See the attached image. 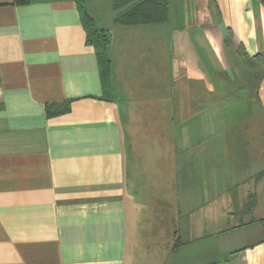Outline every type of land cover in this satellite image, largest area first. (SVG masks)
Masks as SVG:
<instances>
[{
	"label": "crops",
	"instance_id": "obj_1",
	"mask_svg": "<svg viewBox=\"0 0 264 264\" xmlns=\"http://www.w3.org/2000/svg\"><path fill=\"white\" fill-rule=\"evenodd\" d=\"M84 7L108 37L106 88L75 0H0V264H264V76L256 111L230 117L216 106L226 94H214L211 74L227 89L232 55L264 60V6L169 0L167 22L135 25L114 23L111 0L106 22ZM141 64L157 89L156 128H173L168 149L166 136L158 138L161 157L173 156L175 183L195 198L182 213L187 220L171 228L174 243L160 235L157 255L147 253L141 228L152 208L142 150L126 139L135 114L120 92L128 68ZM202 98L209 102L198 105ZM48 105L67 108L47 115ZM217 218L227 222L216 232H233L242 244L214 245Z\"/></svg>",
	"mask_w": 264,
	"mask_h": 264
},
{
	"label": "rangeland",
	"instance_id": "obj_2",
	"mask_svg": "<svg viewBox=\"0 0 264 264\" xmlns=\"http://www.w3.org/2000/svg\"><path fill=\"white\" fill-rule=\"evenodd\" d=\"M84 3L85 6L86 4H89L92 14H96L97 22H106V20H108L110 0H86ZM171 9H173V3L170 4V10ZM170 56L171 51H168L167 48H165L164 68L166 74L170 73L172 67ZM149 60V57H145L144 62L149 63ZM128 69L132 73H129V76H126L127 81L123 83L122 87L120 86V92L125 95V98H127L128 101L126 107L129 106V112H134L135 115L133 116L135 119L133 118L130 122L131 125L128 127V129H130L129 135L126 134V139L130 145L135 143L137 149L139 151L142 150L141 169L144 170V174L141 178L146 181V183L143 182L145 187L143 192L146 195L149 208L150 206H152V208L143 210L140 216L142 220L141 228L145 231V235H148L147 243H145L148 245L147 253L150 255H157L161 251L160 235L163 232H167V240H169L171 244L174 243L175 240L171 228L174 226V222L178 219L184 217L187 220V216H184L182 213H185V208H188V204L195 201V198L192 199V197H190L188 189L181 192V189L177 186V183H175L174 170L176 168V163L173 156L165 154L161 157L162 148L157 145L158 138L166 136V139L168 140H166L165 148L168 149L169 139L172 137L173 128L169 126V124H166V127H159L163 128L159 130L155 125L156 121L159 120L157 118L158 116L150 115V106L156 102L154 96L157 93V89L154 86L155 82L148 81V79L143 77V73L139 72L140 70L143 72L145 69H148V65H135L130 66ZM207 69L209 71L208 67ZM211 74L214 77L213 85H217L214 94L219 96L226 94L224 97L226 99L216 106H227L229 109L227 111L228 116H230V113L233 110H242L245 112L250 109L256 111L255 109L258 107V104L256 103L255 95L250 93L251 95L247 97L246 92L242 88H236V83L231 84L230 88L228 87L226 89L220 79H215L217 76L216 71L213 70ZM121 79H123V77ZM229 90L233 93H230ZM230 94H233L229 97L231 99H227V96ZM237 94H239V96H237ZM241 95L243 98H241ZM208 102V99L202 98L201 100L198 99L197 104L201 105ZM144 110H146L147 113L145 114L147 115L143 114ZM138 112H140V114H137ZM224 116H226V114ZM246 116L245 113L244 117ZM144 117L148 120L144 121ZM216 117L217 120L214 118V122L220 123L223 121L222 116ZM145 124H148L149 126H146ZM261 141H264V137ZM129 152L130 151L128 150V169L131 170L134 169V162L132 161V154H134V151L132 154H129ZM135 169L137 168L135 167ZM179 191L180 193H178ZM152 202L155 203V205ZM179 206L184 208H181L180 214L178 212V209L180 208ZM226 222L227 221H221L220 219H215L213 222L211 230L215 233L214 237L219 235L218 239H220L213 240L214 245L216 243H221L223 246L242 244V238L232 239L235 235L233 232H216L218 228H225ZM228 224L232 226L231 221H229ZM161 226L162 230L164 229L162 232L160 228ZM239 235L240 234H238V237H240ZM251 235L249 236L251 237ZM152 257L153 256H151V258Z\"/></svg>",
	"mask_w": 264,
	"mask_h": 264
},
{
	"label": "trees",
	"instance_id": "obj_3",
	"mask_svg": "<svg viewBox=\"0 0 264 264\" xmlns=\"http://www.w3.org/2000/svg\"><path fill=\"white\" fill-rule=\"evenodd\" d=\"M75 1L77 2L80 19L86 32V43L94 47L102 85L106 88L109 66V59L106 55L108 37L104 29L96 26L94 19L86 11L83 0ZM258 1L264 6V0ZM111 2L113 9L117 10V15L114 18V23L116 24H162L168 21L169 0H111ZM224 44L229 49L230 39L225 38ZM232 56L229 62L235 76L236 88H242L246 92L247 97L251 95L250 93L254 95V90L259 80L264 76V60L257 59L259 55H254L253 57L247 56L245 59L239 56ZM231 84L233 83H228L227 86L230 88ZM230 93L232 92L230 91ZM66 106L64 109H61L55 105H48L46 107V114L54 115L63 112L66 110ZM259 220L264 222V218H260Z\"/></svg>",
	"mask_w": 264,
	"mask_h": 264
}]
</instances>
